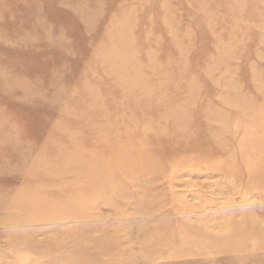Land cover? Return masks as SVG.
I'll use <instances>...</instances> for the list:
<instances>
[{"label":"rangeland","instance_id":"obj_1","mask_svg":"<svg viewBox=\"0 0 264 264\" xmlns=\"http://www.w3.org/2000/svg\"><path fill=\"white\" fill-rule=\"evenodd\" d=\"M264 0H0V264H264Z\"/></svg>","mask_w":264,"mask_h":264},{"label":"bare ground","instance_id":"obj_2","mask_svg":"<svg viewBox=\"0 0 264 264\" xmlns=\"http://www.w3.org/2000/svg\"><path fill=\"white\" fill-rule=\"evenodd\" d=\"M261 180H262V183H264V177Z\"/></svg>","mask_w":264,"mask_h":264}]
</instances>
